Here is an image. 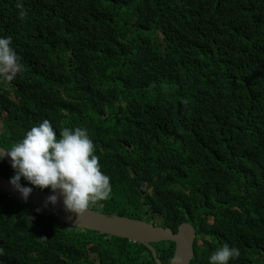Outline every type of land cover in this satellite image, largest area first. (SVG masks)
I'll return each instance as SVG.
<instances>
[{"label":"trees","instance_id":"trees-1","mask_svg":"<svg viewBox=\"0 0 264 264\" xmlns=\"http://www.w3.org/2000/svg\"><path fill=\"white\" fill-rule=\"evenodd\" d=\"M0 36L22 66L0 82L1 148L43 119L86 128L111 185L89 210L190 224L189 264L225 243L264 264V0H0ZM0 264L156 263L0 192Z\"/></svg>","mask_w":264,"mask_h":264},{"label":"clouds","instance_id":"clouds-1","mask_svg":"<svg viewBox=\"0 0 264 264\" xmlns=\"http://www.w3.org/2000/svg\"><path fill=\"white\" fill-rule=\"evenodd\" d=\"M11 43V37L0 36V82L11 81L21 71L20 58ZM5 155L13 169L9 182L24 200L33 188L48 189L53 194L46 198L45 205H55L60 197L65 211L78 217L110 196V178L100 169L86 128H64L57 138L50 121L43 119L10 150L0 151V161ZM21 178L31 187L21 186ZM239 255L237 247L225 243L208 260L209 264H229Z\"/></svg>","mask_w":264,"mask_h":264},{"label":"water","instance_id":"water-1","mask_svg":"<svg viewBox=\"0 0 264 264\" xmlns=\"http://www.w3.org/2000/svg\"><path fill=\"white\" fill-rule=\"evenodd\" d=\"M0 151H3V149H0ZM4 161L10 165V158L7 155H5ZM9 180L0 176V192L27 202L41 212L54 214L59 222L68 227L98 232L142 244L151 252L156 264L161 263L151 244L161 242H172L174 244V252L168 264H189L192 259L196 234L194 228L188 223L180 224L176 232H173L170 228L154 226L142 220L94 212L89 209H86L82 215L77 217L65 211L60 197H58L55 205L51 203L45 205L46 198L53 194L50 191L43 193L33 189L27 200L22 199L20 193L13 189ZM21 186L26 185L21 184Z\"/></svg>","mask_w":264,"mask_h":264},{"label":"rangeland","instance_id":"rangeland-1","mask_svg":"<svg viewBox=\"0 0 264 264\" xmlns=\"http://www.w3.org/2000/svg\"><path fill=\"white\" fill-rule=\"evenodd\" d=\"M154 219H155V223H156V225H159V223H160L159 218H158V217H154Z\"/></svg>","mask_w":264,"mask_h":264}]
</instances>
